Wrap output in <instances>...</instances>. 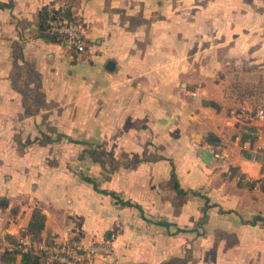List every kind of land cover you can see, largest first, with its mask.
Wrapping results in <instances>:
<instances>
[{"label":"crops","instance_id":"obj_1","mask_svg":"<svg viewBox=\"0 0 264 264\" xmlns=\"http://www.w3.org/2000/svg\"><path fill=\"white\" fill-rule=\"evenodd\" d=\"M0 2V222L11 233L40 207L41 238L113 244L81 264H264V131L251 107L264 0ZM53 2L82 23L84 52L39 35ZM0 264L22 256L0 252Z\"/></svg>","mask_w":264,"mask_h":264},{"label":"built area","instance_id":"obj_2","mask_svg":"<svg viewBox=\"0 0 264 264\" xmlns=\"http://www.w3.org/2000/svg\"><path fill=\"white\" fill-rule=\"evenodd\" d=\"M51 17L50 28L73 47L76 52L82 53L87 48L85 31L82 23L67 11L68 5L49 3ZM254 118L259 122V129L264 131V105H259L253 112ZM264 157V143L259 146ZM13 234L0 222V251L20 248L21 251H39L43 254L47 264H81L85 259L92 257H105L112 254L113 244L109 241L93 240L83 242L80 238L60 240L55 236L35 237L29 232H21L16 241L10 239Z\"/></svg>","mask_w":264,"mask_h":264},{"label":"trees","instance_id":"obj_3","mask_svg":"<svg viewBox=\"0 0 264 264\" xmlns=\"http://www.w3.org/2000/svg\"><path fill=\"white\" fill-rule=\"evenodd\" d=\"M67 11L70 15H72V12H71V9L69 6L67 7ZM50 17H51V13H50L48 4H45L41 7V9L39 10V13H38L37 26H38V30H39V35H41L44 38L49 39V40H59L62 37H60L56 31H53L50 28V24H49V18ZM62 39H64V38H62ZM43 138L49 139V137L45 136V135H43ZM206 138L208 141H212V142H218L219 141V138L213 132H209L207 134ZM244 152L247 156H251L249 152H247V151H244ZM139 160L140 159H137L136 161H139ZM173 174H175V173L173 172ZM85 179L90 181V182H93L95 187L98 190L103 191V192H109V193L113 194L114 196H116L117 198H119V195L115 191H108L106 189H102V188L98 187L96 180L93 177L85 176ZM177 189L181 192H185V190H183L182 188L179 187L178 181H177ZM119 200L123 204H127V205H133L134 204L131 200H124V199H120V198H119ZM205 217H206V214L203 217V219ZM45 220H46V215L42 211V209L40 207H35L33 212H32L31 220H30L27 228L24 229V232H29L31 235H33L35 237H40L41 231L45 226ZM9 237L11 240L16 241V236L14 234H10ZM47 237H50V236H47ZM0 252H1V258L6 262H11V261L15 260L17 255L22 256L23 264H33V263H36L38 261L45 260L43 254L41 252L35 251V250H29L27 252H23L20 250V248H14L13 250L7 249V250L0 251Z\"/></svg>","mask_w":264,"mask_h":264},{"label":"rangeland","instance_id":"obj_4","mask_svg":"<svg viewBox=\"0 0 264 264\" xmlns=\"http://www.w3.org/2000/svg\"><path fill=\"white\" fill-rule=\"evenodd\" d=\"M257 94L260 95L262 97V99L259 100V98H258L256 100H254L251 107H254V106L257 107L259 105H264V86L260 87V90H258Z\"/></svg>","mask_w":264,"mask_h":264},{"label":"water","instance_id":"obj_5","mask_svg":"<svg viewBox=\"0 0 264 264\" xmlns=\"http://www.w3.org/2000/svg\"><path fill=\"white\" fill-rule=\"evenodd\" d=\"M0 203L4 204L5 203V198H1Z\"/></svg>","mask_w":264,"mask_h":264}]
</instances>
